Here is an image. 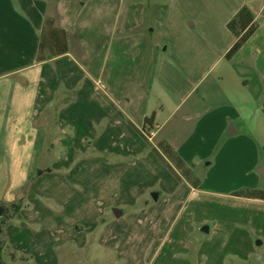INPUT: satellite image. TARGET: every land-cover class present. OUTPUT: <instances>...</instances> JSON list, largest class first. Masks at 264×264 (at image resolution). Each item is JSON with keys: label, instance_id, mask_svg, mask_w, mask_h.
<instances>
[{"label": "crops", "instance_id": "obj_1", "mask_svg": "<svg viewBox=\"0 0 264 264\" xmlns=\"http://www.w3.org/2000/svg\"><path fill=\"white\" fill-rule=\"evenodd\" d=\"M216 4L196 18L155 0H0V205L16 206L3 257L200 264L215 205L224 246L210 258L264 264V201L234 195L264 191V0ZM244 7L257 28L228 58ZM49 18L68 52L38 62ZM216 147L219 180L245 178L230 190L199 181Z\"/></svg>", "mask_w": 264, "mask_h": 264}, {"label": "trees", "instance_id": "obj_2", "mask_svg": "<svg viewBox=\"0 0 264 264\" xmlns=\"http://www.w3.org/2000/svg\"><path fill=\"white\" fill-rule=\"evenodd\" d=\"M254 15L247 7L242 8L235 17L227 24V29L236 38V42L227 54V57L233 56L251 37L256 30ZM68 52L67 37L64 30L56 26L55 20L49 18L45 21L43 31L41 33L39 52L37 60L43 62L52 59ZM162 153L173 162L175 168L180 171L181 175L191 181L192 185L197 188L198 181L191 180V172L185 166L183 161L171 151L167 146L161 145ZM170 168V167H169ZM40 174V172H38ZM235 196L256 199L264 201V191L261 190H240L234 193ZM10 212H16V206L11 205L6 208L3 204L0 205V230L4 224L11 218ZM0 248L4 251V245L0 240ZM3 259V257H2Z\"/></svg>", "mask_w": 264, "mask_h": 264}, {"label": "rangeland", "instance_id": "obj_3", "mask_svg": "<svg viewBox=\"0 0 264 264\" xmlns=\"http://www.w3.org/2000/svg\"><path fill=\"white\" fill-rule=\"evenodd\" d=\"M160 3L164 8L171 3V6L175 8L176 12L181 15H185L184 9L190 8V11L195 17H199V14L196 13L195 7L198 6L201 9V12L204 13L203 18H208L211 15H214L217 8V1L218 0H189L190 4L184 6L181 4L178 0H155ZM198 2V3H197ZM197 3V4H196ZM223 6V5H222ZM223 7L219 5V11H221ZM257 28V24L255 25ZM219 148H215L211 157L205 161V164L201 167V173L199 174L200 178L199 181L201 183L202 187H205L207 190L211 191H217L219 190H230L233 186V184H238L239 182H242L245 180L243 176H237L234 175L233 178L231 177H225L221 180H219V153L217 151ZM218 155V156H217ZM172 162V161H171ZM172 165L175 167V165L172 162ZM180 172V171H179ZM38 177V172L35 173V175L32 177L31 181H29V184H32L34 182V179ZM28 184V183H27ZM10 208V206H9ZM205 216L209 221H207V225H209L210 229L213 232V235H211V239H208V241L204 242V246H200L199 248L203 247V253L204 257L199 256L200 264H231L232 256L226 259H216V258H210V252L212 253H219L220 246H224L223 243H219V208H216L215 205H212L210 208L208 207L205 211ZM230 219V218H229ZM200 233V232H199ZM0 240H3V236L0 235ZM200 244V243H199ZM228 248L233 249L231 251V254L235 252L237 249L236 246L227 245ZM196 248V246H195ZM198 248V249H199ZM193 249L192 244L190 245V250ZM221 249V248H220ZM3 257V256H2ZM3 261L5 264H25L24 261H11L9 257L7 256V253L4 254ZM240 262H237L239 264ZM240 264H255V263H240Z\"/></svg>", "mask_w": 264, "mask_h": 264}, {"label": "water", "instance_id": "obj_4", "mask_svg": "<svg viewBox=\"0 0 264 264\" xmlns=\"http://www.w3.org/2000/svg\"><path fill=\"white\" fill-rule=\"evenodd\" d=\"M0 264H5L2 259V249L0 248Z\"/></svg>", "mask_w": 264, "mask_h": 264}]
</instances>
